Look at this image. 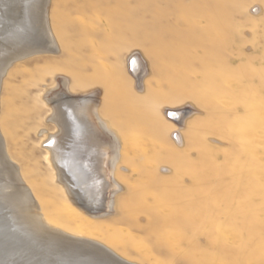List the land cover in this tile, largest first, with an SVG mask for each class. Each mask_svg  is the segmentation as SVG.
I'll return each instance as SVG.
<instances>
[{"label":"rangeland","instance_id":"374dc122","mask_svg":"<svg viewBox=\"0 0 264 264\" xmlns=\"http://www.w3.org/2000/svg\"><path fill=\"white\" fill-rule=\"evenodd\" d=\"M27 1H0L30 47L0 77V139L36 211L0 215L113 264H264V0ZM59 95L88 98L118 140L116 196L77 178L100 169L81 159L64 168L83 192L61 181L44 142Z\"/></svg>","mask_w":264,"mask_h":264},{"label":"bare ground","instance_id":"6f19581e","mask_svg":"<svg viewBox=\"0 0 264 264\" xmlns=\"http://www.w3.org/2000/svg\"><path fill=\"white\" fill-rule=\"evenodd\" d=\"M43 10V7H39L37 10L40 16L39 20L44 19L45 12ZM6 16L0 10V77L12 66L10 64L28 56L26 53L30 52L25 38L26 29L24 24L22 25L24 19H21L17 24L15 22V24H11ZM55 103L56 114L54 113L55 116L52 120L58 125L57 128L60 131L58 130L59 133L57 132L56 135L47 136L49 139L44 142H48L46 146L49 147L55 164L51 162L50 157L48 159L52 165H56L59 169L61 181L72 188L76 184L77 190L82 193L83 189L80 187L82 183L89 184L96 176H99L100 179L97 182L103 185L101 187L106 191L112 187L111 195L116 196L122 191L121 187L113 178L109 184L107 178L109 177L108 166L113 169L117 160L120 159L118 157L120 148L118 140L116 138L109 139L108 127L105 126V123L98 122L94 113V105L89 103L88 98L77 99L59 95ZM5 151L0 139V208L3 210V205L10 203L16 205L18 202L20 209L23 207L22 209H26L28 212L36 211L33 209L35 206L32 195L28 191L30 189H27V186L25 187L22 183L24 181L20 176L21 173L11 163ZM77 159H81L85 164L90 162L96 168L100 166V169L96 171L98 174L86 170L87 168L81 169V172L77 173V178L82 183L76 179L77 181L73 184L74 182L70 181V175L64 167L68 162L74 165V162L77 163ZM14 191L16 193H13ZM113 197L108 204V209L111 211L115 205ZM15 215L17 214L15 213ZM32 215V218L26 221L31 227L30 230H33L31 233L21 230L20 226L17 227L20 225L19 223L12 226L11 218L0 215V264H113L112 262H117L112 258L116 254L104 245L92 240L90 242L89 239L70 236L59 230L56 231L55 228L52 229L49 227L50 225L42 222L38 215Z\"/></svg>","mask_w":264,"mask_h":264}]
</instances>
